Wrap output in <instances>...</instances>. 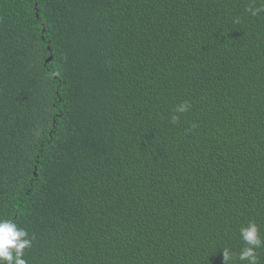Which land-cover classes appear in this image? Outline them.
<instances>
[{"label":"trees","instance_id":"1","mask_svg":"<svg viewBox=\"0 0 264 264\" xmlns=\"http://www.w3.org/2000/svg\"><path fill=\"white\" fill-rule=\"evenodd\" d=\"M250 6L0 0V218L33 238L27 264H243L240 228L264 238Z\"/></svg>","mask_w":264,"mask_h":264},{"label":"clouds","instance_id":"2","mask_svg":"<svg viewBox=\"0 0 264 264\" xmlns=\"http://www.w3.org/2000/svg\"><path fill=\"white\" fill-rule=\"evenodd\" d=\"M246 11L252 16H259L264 13V0H260V6H250ZM234 22L239 23V18L237 17ZM190 107L187 101L176 105L171 114V122L177 123L180 115L186 113ZM239 235L245 247L240 250L237 257L238 261L243 262V264H260L257 249L264 247V238L261 237L257 224L254 221H249L240 228ZM32 239L28 231L18 227L14 220L0 218V264H27L23 258L24 250L31 248ZM233 255L230 249L223 248L224 264H229Z\"/></svg>","mask_w":264,"mask_h":264},{"label":"water","instance_id":"3","mask_svg":"<svg viewBox=\"0 0 264 264\" xmlns=\"http://www.w3.org/2000/svg\"><path fill=\"white\" fill-rule=\"evenodd\" d=\"M51 60V57H49V59L48 60H46V62H49Z\"/></svg>","mask_w":264,"mask_h":264}]
</instances>
